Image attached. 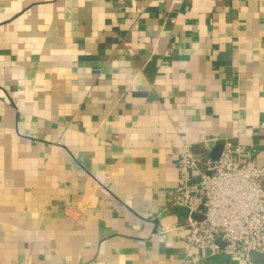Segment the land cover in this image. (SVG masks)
I'll return each instance as SVG.
<instances>
[{"label":"crops","instance_id":"obj_1","mask_svg":"<svg viewBox=\"0 0 264 264\" xmlns=\"http://www.w3.org/2000/svg\"><path fill=\"white\" fill-rule=\"evenodd\" d=\"M225 139L264 163V0H0V264H264L167 201Z\"/></svg>","mask_w":264,"mask_h":264},{"label":"built area","instance_id":"obj_2","mask_svg":"<svg viewBox=\"0 0 264 264\" xmlns=\"http://www.w3.org/2000/svg\"><path fill=\"white\" fill-rule=\"evenodd\" d=\"M222 144L217 160L182 146L167 201L187 210L183 227L189 249L240 255L251 262L252 251L264 253V163L231 139ZM203 257L193 251L180 264H200Z\"/></svg>","mask_w":264,"mask_h":264},{"label":"water","instance_id":"obj_3","mask_svg":"<svg viewBox=\"0 0 264 264\" xmlns=\"http://www.w3.org/2000/svg\"><path fill=\"white\" fill-rule=\"evenodd\" d=\"M223 148V144L220 141H217L211 148L210 150V157L214 160H217L221 151ZM194 218H201L199 215L197 214H193L192 215ZM252 261L253 262H264V253H260V252H256V251H252Z\"/></svg>","mask_w":264,"mask_h":264}]
</instances>
